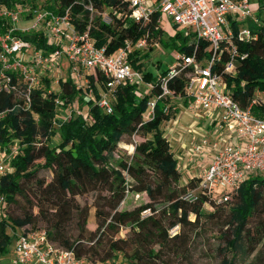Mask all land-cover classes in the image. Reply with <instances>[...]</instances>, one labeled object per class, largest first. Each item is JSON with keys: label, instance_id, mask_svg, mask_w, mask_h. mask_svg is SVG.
I'll return each mask as SVG.
<instances>
[{"label": "trees", "instance_id": "trees-1", "mask_svg": "<svg viewBox=\"0 0 264 264\" xmlns=\"http://www.w3.org/2000/svg\"><path fill=\"white\" fill-rule=\"evenodd\" d=\"M22 1L0 0V6L23 5ZM30 1L41 4L40 0ZM84 3L85 0H51V5L45 7L62 12L69 6L74 26L80 30L89 24V35L96 46L105 45L106 53L114 50L124 37L136 39L145 31L149 35H146L148 42L150 39L161 41V28L154 27L156 15L145 25H139L128 17L126 2L92 0L93 14L97 17L93 22L89 12L82 7ZM256 3L254 20L248 19L246 23L255 37L247 42H236L237 50L247 54L246 59L235 64L234 74L223 72L221 62L214 69L221 73L226 90L240 107L264 116V101L254 98V91L264 93V21L259 18L264 9V0H256ZM103 11L110 14V24L100 21L99 15ZM172 25L175 26L174 23ZM232 28L235 30V25ZM5 29L6 24L0 19V33ZM14 33L36 48H52L39 33ZM170 44L177 52H193L198 60L207 54L206 42L194 40L187 31L183 35L175 33ZM134 59V55H130L131 64ZM225 59L226 55L222 53L221 61ZM189 69L190 66H187L181 75L169 81L168 88L181 94ZM93 78L100 86L103 78L96 72L94 77L89 75L88 86L92 87L95 97L97 90L93 86ZM144 78L151 79V74L144 73ZM59 88V92L48 93L43 87L32 89L26 108L15 94L0 92V112H3L0 116V149L7 151L5 160L12 170L0 177V193L5 201L0 217L1 253L9 242L5 233L7 224L13 229L22 225L40 228L33 226L34 216L31 213L12 217L6 214L5 207L15 200L16 195H21L20 180L29 179L36 169L42 167L52 172L50 180L39 192L54 209V217L45 229L47 237L58 246L71 249L76 257H89L103 263L121 254L127 264H172V258L187 254L189 238L198 228L203 215L202 206L206 205L213 210L207 213L211 217L216 212L221 213L222 206L227 207L228 220L225 224L231 227V237L227 242L229 249L234 250L240 240H244L246 251L249 254L254 251L247 264H264V250L262 247L256 249L258 244L264 245V222L246 226L255 210L264 211V176L249 175L222 202L200 192L193 201H185L180 195L195 186L198 178L190 176L184 185H177L180 173L176 158L159 127L162 121L169 118V113L161 110L166 100L158 102L150 119L143 118L146 101L158 91L156 87L142 96L136 95L133 85L116 87L111 114L102 113L92 105L91 99L82 97L80 89L74 87L69 77L59 81ZM55 96L64 107L76 98L81 104L86 102V120L79 115L64 121L55 118L58 125L53 126ZM15 103L20 105L15 106ZM137 132L149 134V137L133 143L130 155H123L111 163V152L121 136ZM55 133L58 141L50 144V138ZM36 134L45 140H38ZM13 140L18 141V150L11 155L8 146ZM38 158L40 161L36 163ZM97 189L106 194L96 195L93 203L95 228L87 230L86 207L80 208L73 196ZM125 190L143 192L148 201L131 209H117ZM40 208L41 204H38L37 210ZM143 210H147V214L142 215ZM71 212L80 220L79 231L74 236L66 231ZM175 227H178L177 231L169 234V229ZM121 229H126L124 237L117 235ZM221 264L231 262L223 260Z\"/></svg>", "mask_w": 264, "mask_h": 264}, {"label": "built area", "instance_id": "built-area-1", "mask_svg": "<svg viewBox=\"0 0 264 264\" xmlns=\"http://www.w3.org/2000/svg\"><path fill=\"white\" fill-rule=\"evenodd\" d=\"M120 1L126 2L128 17L139 25H145L156 15L154 27L160 28L161 15L167 16L172 23L190 33L194 40L206 42V56L198 60L193 52H177L176 61L171 66L154 80H145L142 72L132 67L130 55H140L148 46L155 45L156 40L147 41V31L136 39L124 37L114 50L106 53L105 45L96 46L89 35V24L80 30L74 26L69 6L62 12L46 9L41 4L27 8L21 4L0 6V19L6 24L5 31L0 33V92L15 94L21 98L23 108H26L31 90L41 87L42 79L48 81V88L44 89L48 93L59 92V81L69 77L74 87L80 89L82 97L91 99L92 105L102 113L111 114L116 87L142 83L147 89L144 94L156 87L158 91L146 101L143 118L150 119L158 102L164 99L166 101L161 108L163 113H168L170 105H182L188 110L211 111L214 113L215 129L231 124L237 140L232 142L215 132L216 137L223 142L217 147L214 141L210 146L214 150L204 147L208 144L206 138H201L191 146V154H199L200 160L207 161H201L202 166L194 176L198 178L195 186L180 195L183 200L193 201L200 192L222 202L249 175L264 176V116L240 107L226 90L221 73L214 69L221 62L223 72L234 74L235 64L246 59L247 54L237 50L236 42H247L255 37L246 24L248 19H252L249 1ZM82 7L91 17L92 0H85ZM99 19L104 24L111 23L110 14L105 11L100 13ZM232 25H235V30ZM14 32L39 33L52 48H36ZM222 53L226 55L224 61H221ZM62 58L67 62L66 67L62 66ZM187 66L190 69L185 74L183 92L174 93L168 88V82L181 75ZM63 68L66 74H57L56 77V73L62 72ZM95 72L103 81L100 86L93 78L92 83L97 90L94 97L88 81L89 75L94 77ZM53 105V126L58 125L55 118L61 121L76 115L85 120L87 118V105H84L86 109L83 111L77 107L75 99L64 107L55 96ZM2 114L0 112V116ZM6 157L0 149V177L11 170ZM4 202L0 193V217ZM145 214L147 210L142 211V215ZM17 228V232L13 229L15 243L9 264H103L98 260L76 257L71 249L56 245L48 239L44 228L27 225Z\"/></svg>", "mask_w": 264, "mask_h": 264}, {"label": "rangeland", "instance_id": "rangeland-1", "mask_svg": "<svg viewBox=\"0 0 264 264\" xmlns=\"http://www.w3.org/2000/svg\"><path fill=\"white\" fill-rule=\"evenodd\" d=\"M42 7L51 5V0H40ZM252 15L257 13L256 0H248ZM23 6L25 8L34 6L36 2L32 3L30 0H23ZM11 7V6H10ZM46 9H49L45 7ZM92 21L95 22L97 19L96 14L91 16ZM259 18L264 21V9L261 10ZM92 22V23H93ZM167 16L161 15V21L159 26L161 28V41H156L154 46L147 47L141 55L135 54V59L132 61V67L138 68L143 75L149 72L151 79L155 77L167 67L171 66L176 61L177 51L171 47L170 40L174 34L179 32L182 35L186 34V30L180 25H172ZM66 60L62 58V66L66 67ZM136 66V67H135ZM62 73V74H61ZM57 74L65 75V68L63 71ZM52 77L50 80H52ZM55 78V76H54ZM41 87L44 89L48 88V81L45 79L41 80ZM136 95L140 96L146 92V86L142 83L135 85ZM254 98L259 101H264V94L260 91H254ZM77 107L85 111L87 105L86 102L82 104L77 101ZM169 118L164 120L160 124L162 135L168 142L169 149L176 158L177 168L179 169V179L177 185L181 186L186 183L191 175L195 176L198 174L199 168L202 166L199 154H191V146L199 141L201 138H206L207 146L211 150L210 146L215 141L217 147L223 142L219 140L215 135V129L211 127H205L203 125L205 112L203 110H188L184 106H171L169 108ZM36 120V119H35ZM39 137L38 140H45L43 136L36 134ZM149 137V134H142L141 132L132 133L130 135H122L119 142L116 143L114 149L111 152L110 162L120 159L123 155H130L133 150V143H137L144 138ZM58 141L57 133L53 134L50 138L49 143L53 144ZM18 141L13 140L8 146L9 154L13 155L18 150ZM7 151L2 150V153L7 155ZM40 159H36L35 162H39ZM12 170L8 171L11 172ZM52 176V172L49 168L39 167L35 173L26 180L21 181V195H16L15 200L11 203L6 204V214L12 217H20L25 213H31L33 215V226L47 229L51 223L54 212L46 198L40 196V188L47 183ZM261 176V175H260ZM106 194L105 191L88 190L82 193H78L73 196L75 203L79 207H86V223L85 228L87 230H93L95 228L94 218V200L96 195ZM148 201L147 196L143 192H134L125 190L124 196L117 206V209H131L140 204ZM38 204H41V208L38 211ZM4 210V207H3ZM213 210L208 209L206 205L202 206L203 215L200 217L199 226L196 228L189 238L188 252L185 256L172 258V264H221L223 260L230 261L231 264H247L251 261L254 251L250 254L246 251V245L244 240H240L238 246L234 250H230L228 247V240L230 239L231 227H228L226 221L228 220V209L226 206H222V212H216L214 216H207V213H211ZM72 213V212H71ZM190 219L192 216L189 215ZM258 221L264 222V211L262 209L255 210L253 215L249 218L246 226H251ZM80 227V220L77 216L72 213L70 219L66 223V231L69 235L74 236L78 233ZM178 227L170 228L169 234H173L177 231ZM15 232L18 228H14ZM5 233L9 237V242L6 245L4 252H0V264H9L15 238L13 235V227L10 224L5 226ZM126 229H121L118 232V236L124 237L126 235ZM258 244L256 249L262 247ZM89 259V257H85ZM95 259V258H94ZM103 264H127V261L123 259L121 254H117L113 259L104 261Z\"/></svg>", "mask_w": 264, "mask_h": 264}, {"label": "crops", "instance_id": "crops-1", "mask_svg": "<svg viewBox=\"0 0 264 264\" xmlns=\"http://www.w3.org/2000/svg\"><path fill=\"white\" fill-rule=\"evenodd\" d=\"M253 18H254V15H252V19ZM246 23H247V21H246ZM204 112H205L206 115H205V118H204L203 125L205 127H211V128L215 129V124L216 123H215V120L213 119L214 118V113H211V111H204ZM215 132L217 133V135H222V137L227 139V140H230L232 142H236L237 141L236 138L234 137L233 129H232V125L231 124L223 125V127L221 129H215ZM201 161L206 162L207 160H205V159L203 160L201 158Z\"/></svg>", "mask_w": 264, "mask_h": 264}]
</instances>
